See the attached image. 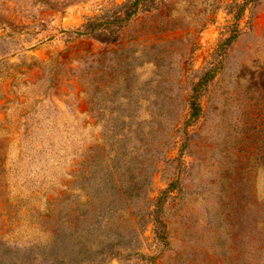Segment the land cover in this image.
<instances>
[{"label": "rangeland", "instance_id": "1", "mask_svg": "<svg viewBox=\"0 0 264 264\" xmlns=\"http://www.w3.org/2000/svg\"><path fill=\"white\" fill-rule=\"evenodd\" d=\"M0 264H264V0H0Z\"/></svg>", "mask_w": 264, "mask_h": 264}, {"label": "trees", "instance_id": "2", "mask_svg": "<svg viewBox=\"0 0 264 264\" xmlns=\"http://www.w3.org/2000/svg\"><path fill=\"white\" fill-rule=\"evenodd\" d=\"M208 75L209 73H205L204 76L201 78L200 82L197 83L193 88V94L190 96L189 101H188L189 109H190L188 120H194L199 116V113L201 110H200V106L197 101V94H195V92L198 88H200L203 85L204 78Z\"/></svg>", "mask_w": 264, "mask_h": 264}]
</instances>
